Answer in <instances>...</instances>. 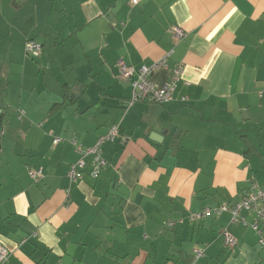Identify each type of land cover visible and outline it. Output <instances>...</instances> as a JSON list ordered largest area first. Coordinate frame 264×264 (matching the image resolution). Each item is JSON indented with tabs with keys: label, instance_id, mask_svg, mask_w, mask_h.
Here are the masks:
<instances>
[{
	"label": "crops",
	"instance_id": "crops-1",
	"mask_svg": "<svg viewBox=\"0 0 264 264\" xmlns=\"http://www.w3.org/2000/svg\"><path fill=\"white\" fill-rule=\"evenodd\" d=\"M28 40L42 45L36 59L22 55ZM0 55V264H264L258 233L228 213L185 219L264 184V0H0ZM163 57L150 81L182 64L173 99L125 113L132 79L117 62ZM118 122L100 176L87 165L69 184L70 139L93 146Z\"/></svg>",
	"mask_w": 264,
	"mask_h": 264
},
{
	"label": "built area",
	"instance_id": "built-area-1",
	"mask_svg": "<svg viewBox=\"0 0 264 264\" xmlns=\"http://www.w3.org/2000/svg\"><path fill=\"white\" fill-rule=\"evenodd\" d=\"M137 0H131L132 4H135ZM174 39L180 40L186 36L185 32L178 26H173L170 29ZM25 55L31 59H36L42 54V45L34 40H28L24 43ZM119 76L123 79H132L131 96L123 102L125 113L130 106L135 102H147L164 104L173 99V94L176 88V84L181 80L184 67L182 64L174 66L170 70V75L163 86L158 87L151 83L150 76L159 68H168L166 57H163L159 61L149 65L135 68L132 65H128L122 60L117 62ZM262 94V91H259ZM185 100V98H183ZM124 113V114H125ZM24 111H18L17 119L21 120L24 117ZM43 123H39L41 127ZM49 136H53V132H47ZM3 135V131L0 130V137ZM120 137V122L112 124L105 135L98 137L96 143L90 147H84L77 142L75 138L70 139V144L74 147L78 154V160L71 164L67 173L69 184L76 183L84 177V168L89 166V177L91 179H97L100 176L101 171L107 165L106 160L102 155V145L104 143L114 142ZM62 139L60 137H53V144H58ZM86 158H89V163L86 162ZM30 177L38 181L43 177V169L30 168L28 170ZM244 212L253 214V221L248 223ZM224 213L230 215V223L242 226H249L259 235L258 244L264 247V184L259 185L256 182H251L249 186V192L241 197L234 203H221L215 206H207L198 211L190 212L185 218L189 223L199 222L208 218L219 217ZM183 219L178 221L168 222V226H173L175 223L183 222ZM221 235L224 245L227 249L233 250L237 245L236 237L226 227L222 229ZM196 258L204 256L202 249L193 250ZM10 255L9 249L0 246V263H3Z\"/></svg>",
	"mask_w": 264,
	"mask_h": 264
},
{
	"label": "rangeland",
	"instance_id": "rangeland-1",
	"mask_svg": "<svg viewBox=\"0 0 264 264\" xmlns=\"http://www.w3.org/2000/svg\"><path fill=\"white\" fill-rule=\"evenodd\" d=\"M22 55H23V57H25L26 59H30L29 57H27L26 55H25V52H24V47H23V50H22ZM5 60H6V58H2V55H0V65H1V67L2 66H4V62H5ZM1 70V69H0ZM6 92H8V91H6ZM16 93H14V91H12V92H10V95H9V97L8 96H6L7 97V99H9V100H13L15 97H16V95H15ZM46 92H43V93H41V95H40V97H46ZM9 119H12V124H15L16 122H15V118L13 117V115L12 114H10V116H9ZM17 119V118H16ZM3 137V136H2Z\"/></svg>",
	"mask_w": 264,
	"mask_h": 264
},
{
	"label": "trees",
	"instance_id": "trees-1",
	"mask_svg": "<svg viewBox=\"0 0 264 264\" xmlns=\"http://www.w3.org/2000/svg\"><path fill=\"white\" fill-rule=\"evenodd\" d=\"M1 120H2V117H0V127H1V123H2V121H1ZM0 130H1V129H0ZM0 138H1V137H0Z\"/></svg>",
	"mask_w": 264,
	"mask_h": 264
},
{
	"label": "water",
	"instance_id": "water-1",
	"mask_svg": "<svg viewBox=\"0 0 264 264\" xmlns=\"http://www.w3.org/2000/svg\"><path fill=\"white\" fill-rule=\"evenodd\" d=\"M1 117V116H0Z\"/></svg>",
	"mask_w": 264,
	"mask_h": 264
}]
</instances>
